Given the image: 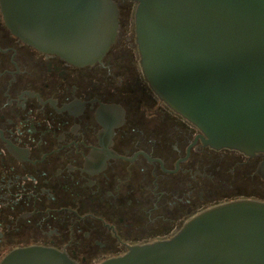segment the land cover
<instances>
[{
	"label": "flooded vegetation",
	"instance_id": "obj_1",
	"mask_svg": "<svg viewBox=\"0 0 264 264\" xmlns=\"http://www.w3.org/2000/svg\"><path fill=\"white\" fill-rule=\"evenodd\" d=\"M111 1L117 35L86 66L25 44L0 11V264L29 247L99 264L211 206L264 202L261 155L209 147L156 97L140 68L137 2Z\"/></svg>",
	"mask_w": 264,
	"mask_h": 264
},
{
	"label": "water",
	"instance_id": "obj_2",
	"mask_svg": "<svg viewBox=\"0 0 264 264\" xmlns=\"http://www.w3.org/2000/svg\"><path fill=\"white\" fill-rule=\"evenodd\" d=\"M142 75L204 144L260 154L264 179V0H134ZM3 21L25 44L76 66L100 61L118 31L111 0H0ZM74 264L29 247L3 264ZM99 264H264V202L206 208L170 238L129 247Z\"/></svg>",
	"mask_w": 264,
	"mask_h": 264
},
{
	"label": "rangeland",
	"instance_id": "obj_3",
	"mask_svg": "<svg viewBox=\"0 0 264 264\" xmlns=\"http://www.w3.org/2000/svg\"><path fill=\"white\" fill-rule=\"evenodd\" d=\"M262 196H264V190H263V192H262Z\"/></svg>",
	"mask_w": 264,
	"mask_h": 264
}]
</instances>
